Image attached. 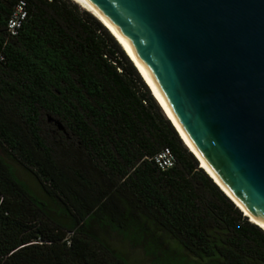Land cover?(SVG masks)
Listing matches in <instances>:
<instances>
[{
    "label": "trees",
    "instance_id": "1",
    "mask_svg": "<svg viewBox=\"0 0 264 264\" xmlns=\"http://www.w3.org/2000/svg\"><path fill=\"white\" fill-rule=\"evenodd\" d=\"M17 1L0 0V264H127L113 234L150 264H264V230L200 168L125 46L71 0H24L11 37Z\"/></svg>",
    "mask_w": 264,
    "mask_h": 264
},
{
    "label": "water",
    "instance_id": "2",
    "mask_svg": "<svg viewBox=\"0 0 264 264\" xmlns=\"http://www.w3.org/2000/svg\"><path fill=\"white\" fill-rule=\"evenodd\" d=\"M119 37L181 140L264 230V0H81Z\"/></svg>",
    "mask_w": 264,
    "mask_h": 264
},
{
    "label": "rangeland",
    "instance_id": "3",
    "mask_svg": "<svg viewBox=\"0 0 264 264\" xmlns=\"http://www.w3.org/2000/svg\"><path fill=\"white\" fill-rule=\"evenodd\" d=\"M80 7V6H79ZM80 9H82L80 7ZM0 156H3L2 151L0 150ZM9 161V160H8ZM9 163L13 166L16 170L17 176L21 179V181L28 187V189L34 193L36 196L44 200V193L40 189L36 180L26 173L20 166L14 164L9 161ZM111 245L116 248L118 253L126 260L127 264H150L149 259L144 254L143 250L140 247H133L127 241H124L121 236L117 234H113L109 237ZM171 246L178 248L176 244L170 243ZM181 248V247H180ZM179 250V249H178ZM185 255L182 257L176 256H169L166 261L160 262L159 264H188L187 263V253L184 252ZM178 257V258H177ZM191 258V256H189Z\"/></svg>",
    "mask_w": 264,
    "mask_h": 264
},
{
    "label": "built area",
    "instance_id": "4",
    "mask_svg": "<svg viewBox=\"0 0 264 264\" xmlns=\"http://www.w3.org/2000/svg\"><path fill=\"white\" fill-rule=\"evenodd\" d=\"M27 17V3L24 0H18L12 8L6 25V31L9 36L15 37L18 35L23 22ZM154 163L162 171H165L175 164V157L173 153L168 149L164 148L153 159Z\"/></svg>",
    "mask_w": 264,
    "mask_h": 264
},
{
    "label": "bare ground",
    "instance_id": "5",
    "mask_svg": "<svg viewBox=\"0 0 264 264\" xmlns=\"http://www.w3.org/2000/svg\"><path fill=\"white\" fill-rule=\"evenodd\" d=\"M74 3H76L77 5H79L82 9L88 11L89 13H91L94 17H96L117 39L118 41L123 44L121 42V40L119 39V37L116 35V33L114 32V30L112 29V27L106 22V20L104 18H102L99 14H97L95 11H93L91 8H89L86 4H84L81 0H71ZM134 63V62H133ZM134 65L136 66V64L134 63ZM137 68V66H136ZM137 70L139 71V69L137 68ZM140 73V71H139ZM141 74V73H140ZM142 76V74H141ZM200 166V165H199ZM201 168V167H200ZM202 169V168H201ZM251 222V221H250ZM254 224V223H253Z\"/></svg>",
    "mask_w": 264,
    "mask_h": 264
}]
</instances>
